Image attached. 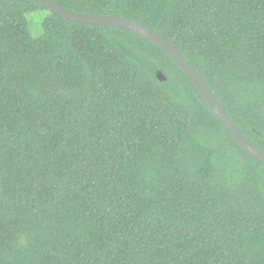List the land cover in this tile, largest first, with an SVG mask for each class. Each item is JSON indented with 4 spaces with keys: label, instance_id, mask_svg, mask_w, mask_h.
Instances as JSON below:
<instances>
[{
    "label": "trees",
    "instance_id": "trees-1",
    "mask_svg": "<svg viewBox=\"0 0 264 264\" xmlns=\"http://www.w3.org/2000/svg\"><path fill=\"white\" fill-rule=\"evenodd\" d=\"M52 1L161 34L264 152V0ZM0 264H264V164L150 39L0 0Z\"/></svg>",
    "mask_w": 264,
    "mask_h": 264
},
{
    "label": "water",
    "instance_id": "water-1",
    "mask_svg": "<svg viewBox=\"0 0 264 264\" xmlns=\"http://www.w3.org/2000/svg\"><path fill=\"white\" fill-rule=\"evenodd\" d=\"M41 5L46 7L53 13L68 19L74 20L82 23L95 24V25H106L112 26L124 30H128L139 35H142L157 46H159L165 53H167L175 63L182 69V71L189 77L193 82L201 96L204 98L205 102L214 113V115L219 119L226 131L231 135V137L254 159L264 164V152L253 145L237 128V126L232 122L229 116L226 114L224 108L221 106L219 101L216 99L212 91L208 88L206 83L200 77L198 72L194 67L188 62V60L171 44L167 39H165L161 34L151 29L150 27L126 18L116 15H97L89 13L75 12L70 9L64 8L52 0H37ZM159 79L163 80L164 76L161 72H157ZM261 111L264 113V104L261 106Z\"/></svg>",
    "mask_w": 264,
    "mask_h": 264
},
{
    "label": "rangeland",
    "instance_id": "rangeland-1",
    "mask_svg": "<svg viewBox=\"0 0 264 264\" xmlns=\"http://www.w3.org/2000/svg\"><path fill=\"white\" fill-rule=\"evenodd\" d=\"M46 14H47V12L45 10H37V11L29 12L26 15L27 20L30 21V26L32 28L31 33L33 36L39 35V33L41 31V27H40V31L38 32L39 24L41 26V20L46 16ZM38 22H39V24H38Z\"/></svg>",
    "mask_w": 264,
    "mask_h": 264
}]
</instances>
